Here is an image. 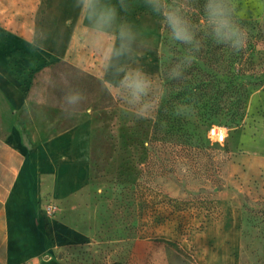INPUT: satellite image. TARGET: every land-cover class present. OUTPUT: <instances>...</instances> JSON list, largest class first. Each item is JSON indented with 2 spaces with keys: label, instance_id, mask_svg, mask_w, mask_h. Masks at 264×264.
I'll return each mask as SVG.
<instances>
[{
  "label": "rangeland",
  "instance_id": "obj_1",
  "mask_svg": "<svg viewBox=\"0 0 264 264\" xmlns=\"http://www.w3.org/2000/svg\"><path fill=\"white\" fill-rule=\"evenodd\" d=\"M108 2L117 7V25L127 23L137 35L134 56L125 62L152 81L155 110L148 119L131 114L113 76H92L40 50L31 51L32 60L13 58L33 111L53 110L52 134L75 130L69 156L74 186L64 194L58 186L44 204L56 205V217L78 234L71 233L64 264H264V0H236L245 30L258 36L256 74L246 72L244 59L233 60L232 50L233 56L219 52L209 68L239 85L245 97L240 124L220 115L203 124L176 98L179 90L166 87L164 70L175 55L162 18L144 0H125L126 11L118 0ZM194 61L204 67L202 58ZM69 90L85 97L71 118L62 112ZM0 104V129L7 133L14 115L1 98ZM19 125L28 140L25 120ZM213 125L227 128L223 144L208 137Z\"/></svg>",
  "mask_w": 264,
  "mask_h": 264
},
{
  "label": "crops",
  "instance_id": "obj_2",
  "mask_svg": "<svg viewBox=\"0 0 264 264\" xmlns=\"http://www.w3.org/2000/svg\"><path fill=\"white\" fill-rule=\"evenodd\" d=\"M58 1L0 0V98L14 115L7 133L0 129V264H64L72 233L44 204L48 192L60 186L64 194L74 186L69 156L75 130L52 134L53 110L33 111L13 58L32 60L31 51L40 50L92 76H113L104 70L91 27L74 0ZM22 119L31 132L28 140L19 127Z\"/></svg>",
  "mask_w": 264,
  "mask_h": 264
},
{
  "label": "clouds",
  "instance_id": "obj_3",
  "mask_svg": "<svg viewBox=\"0 0 264 264\" xmlns=\"http://www.w3.org/2000/svg\"><path fill=\"white\" fill-rule=\"evenodd\" d=\"M121 10L126 11L125 0H118ZM152 13L162 18L173 41L188 46L189 55L169 70V77L179 80L184 77L197 53L201 51V42L184 8L177 0H144ZM73 7L78 8L91 27L95 47L104 60V70L111 72L115 80L116 94L134 111L137 119H148L155 110L151 96L153 84L142 71H129L126 60L134 56L133 44L137 35L127 23L117 25L118 10L108 0H74ZM203 14L208 36L217 46L240 52L248 38L247 31L240 23V11L236 0H204ZM46 38V37H45ZM35 39L29 43H35ZM85 99L82 92L69 90L63 97L62 112L66 117L77 116L76 109ZM90 111V109H89ZM176 115H181L177 111Z\"/></svg>",
  "mask_w": 264,
  "mask_h": 264
},
{
  "label": "trees",
  "instance_id": "obj_4",
  "mask_svg": "<svg viewBox=\"0 0 264 264\" xmlns=\"http://www.w3.org/2000/svg\"><path fill=\"white\" fill-rule=\"evenodd\" d=\"M177 2L187 13L196 32V38L202 41L201 51L195 55L203 59L204 67L198 66L196 61H193L190 67L185 69L182 79L173 80L169 77V70L177 65L182 58L188 56L189 52L188 46L182 45L171 39L169 30L164 25V30L167 34L166 41H169L170 47L175 55L171 64L169 66L167 65L164 70L166 87L171 88V90H179L176 98L181 99L187 106L192 107L203 121V124L209 123L212 117H218V115L226 118L228 122L240 124L245 115V111L243 110L245 97L241 93V89H238L239 85L236 84L233 77L223 79L219 77L220 71L213 68L211 72L209 69L211 62L213 60L217 61L219 52H225L227 54L231 49L217 45L212 47L210 45L213 41L208 36V29L203 14L204 0H177ZM240 23L243 27H246V23L242 19H240ZM247 33L249 35L247 41L248 45L240 52H234L237 53L236 56L230 53L233 56V60L244 59L243 68L247 70V73L250 72L249 75H254L256 74L258 65L253 62L252 54L254 53L258 36L251 34V31ZM260 37L259 34V39ZM222 73H224V71ZM229 73L231 74V72ZM222 75L225 76V74ZM207 106L211 107L210 112L204 111ZM181 112L182 114H186L184 111ZM165 119L167 121L171 119L169 114H165ZM211 127L212 126H210L209 129ZM178 131H182V128H178L176 132Z\"/></svg>",
  "mask_w": 264,
  "mask_h": 264
},
{
  "label": "built area",
  "instance_id": "obj_5",
  "mask_svg": "<svg viewBox=\"0 0 264 264\" xmlns=\"http://www.w3.org/2000/svg\"><path fill=\"white\" fill-rule=\"evenodd\" d=\"M227 128L219 125H213L208 131V137L214 143L223 144L227 139ZM45 210L49 216H56L58 208L54 204H49L45 207Z\"/></svg>",
  "mask_w": 264,
  "mask_h": 264
}]
</instances>
